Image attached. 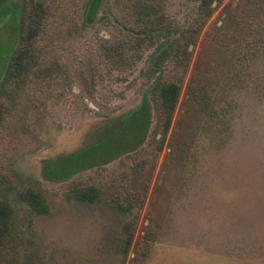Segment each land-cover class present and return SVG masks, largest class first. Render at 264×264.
Wrapping results in <instances>:
<instances>
[{
    "label": "rangeland",
    "instance_id": "374dc122",
    "mask_svg": "<svg viewBox=\"0 0 264 264\" xmlns=\"http://www.w3.org/2000/svg\"><path fill=\"white\" fill-rule=\"evenodd\" d=\"M104 1L89 24L88 0H0V201L11 212L0 264H264V0H215L209 14L163 0L169 32L123 55L124 0ZM159 83L180 86L165 134ZM144 97L141 146L47 175ZM89 187L94 201L73 196Z\"/></svg>",
    "mask_w": 264,
    "mask_h": 264
},
{
    "label": "trees",
    "instance_id": "16d2710c",
    "mask_svg": "<svg viewBox=\"0 0 264 264\" xmlns=\"http://www.w3.org/2000/svg\"><path fill=\"white\" fill-rule=\"evenodd\" d=\"M126 1V3H125ZM163 0H124L117 4L121 5L120 12L125 19H128L129 26L125 28V40H122L115 46L113 51L123 55L125 50L132 49L136 51L145 45L147 39H155L157 34L166 35L169 32V21L167 20L162 6ZM199 1V10L209 14L211 4L215 0H197ZM131 6H128V3ZM105 6L104 0H88L84 10V22L92 24L99 16L102 7ZM112 8L107 9V13L101 14L100 18L113 17ZM20 13V12H19ZM115 13V12H114ZM142 22L141 28H133L134 20ZM195 25L201 23L200 17L194 21ZM189 27L186 32L178 38L176 51L183 46V43L192 42L195 38L196 30ZM185 52V50H184ZM19 54H22L19 53ZM18 61L20 55L15 54L13 57ZM157 102L159 106V117L162 120L163 134L168 130L171 116L175 109L180 86L177 83H159L155 85ZM151 122V108L147 97L142 99L141 104L120 121L112 123L105 129L93 144L83 147L73 153L61 155L54 162L50 163L47 168V175L55 179H67L72 175L102 166L119 156L136 150L144 142ZM74 197L81 202H92L97 196V190L93 187L75 190ZM24 201L29 205L32 211L38 214L45 213L47 206L44 200L35 192L29 191L23 196ZM10 208L7 203L0 201V254L5 236L8 230L10 218Z\"/></svg>",
    "mask_w": 264,
    "mask_h": 264
}]
</instances>
